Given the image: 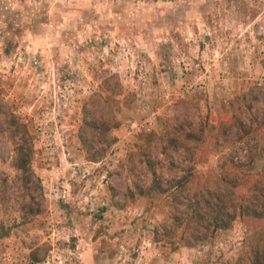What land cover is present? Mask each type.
<instances>
[{"label":"rangeland","instance_id":"1","mask_svg":"<svg viewBox=\"0 0 264 264\" xmlns=\"http://www.w3.org/2000/svg\"><path fill=\"white\" fill-rule=\"evenodd\" d=\"M10 114L33 145L26 187ZM263 117L264 0H0V264H236L238 219L193 242L181 214L261 171ZM83 118L90 150L112 140L94 162Z\"/></svg>","mask_w":264,"mask_h":264},{"label":"trees","instance_id":"2","mask_svg":"<svg viewBox=\"0 0 264 264\" xmlns=\"http://www.w3.org/2000/svg\"><path fill=\"white\" fill-rule=\"evenodd\" d=\"M7 117L9 124L14 126L11 135L14 137V134H16L18 139L25 143L24 146L16 143V146L13 148L14 154L12 161L13 167L20 172L21 182L26 187L30 183L33 184V175L30 168L33 154L32 141L26 127L21 123L20 119L13 114ZM117 125L118 123L114 116L106 117L100 123L102 135L106 136ZM235 125L237 126L235 133L237 139L240 140L243 137L241 124L235 121ZM262 127L264 130V123ZM96 128L94 121H88L83 118L77 132L78 142L82 147L87 148L84 151L86 158L93 162L103 156L112 141L107 136L108 141L105 145L90 150L91 148L88 146L93 143L92 139L94 135L91 139L89 134H94L93 130ZM195 136L194 133L189 132L183 135V139L186 141L192 140ZM257 149L258 152H261L263 158L262 169L258 174L253 175L248 173V171L235 173V179L237 178L241 182L235 185H229L231 190L226 185V187L220 190L221 193H216L214 197L208 196V194L204 195L203 191L195 192L196 194L192 196L193 199L187 203L185 213L183 212L181 214V220H184V223L179 236L180 240L186 236L193 242H202L215 231L229 228L231 223L238 219L244 227L242 245H245V248L240 252L241 255L238 257L236 264H264V147L258 146L252 151L253 154ZM252 152L247 153L246 157L249 160L253 158ZM151 174L152 179L148 190L153 193L162 194L167 187L163 188L161 182L156 178L153 169H151ZM184 185L185 182L181 183L180 187L184 188ZM238 186H243V190L239 191L237 189ZM179 189L177 188V190ZM175 198V194L172 193L171 200L175 201ZM39 205V203H24L22 207L25 215L31 217L38 214L40 212ZM172 221L176 223L173 231L182 225V222H179L178 219L172 218Z\"/></svg>","mask_w":264,"mask_h":264}]
</instances>
